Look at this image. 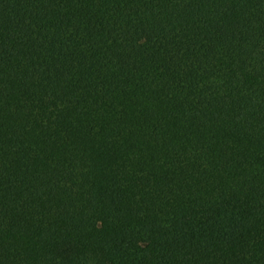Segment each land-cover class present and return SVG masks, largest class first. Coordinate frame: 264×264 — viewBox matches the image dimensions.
Listing matches in <instances>:
<instances>
[{"label": "trees", "instance_id": "1", "mask_svg": "<svg viewBox=\"0 0 264 264\" xmlns=\"http://www.w3.org/2000/svg\"><path fill=\"white\" fill-rule=\"evenodd\" d=\"M0 264H264V0H0Z\"/></svg>", "mask_w": 264, "mask_h": 264}]
</instances>
